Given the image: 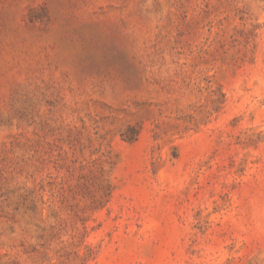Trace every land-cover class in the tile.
Listing matches in <instances>:
<instances>
[{"label":"rangeland","instance_id":"1","mask_svg":"<svg viewBox=\"0 0 264 264\" xmlns=\"http://www.w3.org/2000/svg\"><path fill=\"white\" fill-rule=\"evenodd\" d=\"M0 264H264V0H0Z\"/></svg>","mask_w":264,"mask_h":264}]
</instances>
